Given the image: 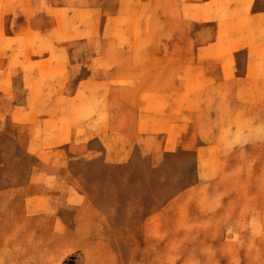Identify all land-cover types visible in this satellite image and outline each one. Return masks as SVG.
<instances>
[{
    "label": "rangeland",
    "instance_id": "1",
    "mask_svg": "<svg viewBox=\"0 0 264 264\" xmlns=\"http://www.w3.org/2000/svg\"><path fill=\"white\" fill-rule=\"evenodd\" d=\"M257 12L264 0H0V264H264V93L228 100L264 45ZM218 62L240 70L218 84ZM151 89L183 96L186 139L141 150L128 129L119 162L110 133L73 144L108 111L120 128Z\"/></svg>",
    "mask_w": 264,
    "mask_h": 264
},
{
    "label": "crops",
    "instance_id": "2",
    "mask_svg": "<svg viewBox=\"0 0 264 264\" xmlns=\"http://www.w3.org/2000/svg\"><path fill=\"white\" fill-rule=\"evenodd\" d=\"M250 22L252 26L256 29L255 33L258 31L261 23L264 22V17L262 13H253L250 17ZM263 37V35H262ZM218 70H220V77L215 79L218 84H223L226 81L225 74L230 69L235 68L240 70L239 62L231 67H225L224 62H218ZM244 74H236L233 85L236 87L235 92L228 99L230 103L238 102H254L259 98V95L264 93V45H256L255 47L249 48L247 50V58L244 65ZM208 77L210 76L207 74ZM212 76V75H211ZM217 78V77H216ZM240 85H245L243 90H240ZM144 95V97H143ZM264 96V94H262ZM144 104L142 107L138 106L134 109H128L124 113V120L122 121V126L116 128L112 122V111H108L109 120L107 123H102V126H91L93 120L88 122L85 130L79 132V127H73L71 130V141L73 144L76 141L83 140L84 137L90 142L95 140L103 139L105 134L110 133L111 136L107 138L108 147L106 146L105 157H112L114 162H119L120 158L126 157V152L128 147H126L122 142V136H124L128 129L134 131L135 138L134 141L137 146L143 150V148H148L151 151L161 144L164 152H167L170 146L179 140L183 141L186 136L193 131L194 121L189 123L191 112L185 110L180 100L183 96L179 97L177 100L174 99V92L171 90H166L160 92L157 89L147 90L142 94ZM162 104L163 110L161 113L156 111L155 106ZM172 112H176L179 116L172 117ZM94 114V113H93ZM95 118V116H93ZM83 127V126H82ZM76 128V129H75ZM75 129V130H74ZM118 145L115 146L114 144ZM116 148L119 151L110 152L109 149ZM123 149V151H121ZM79 196V194H78ZM57 198L64 204L68 205L73 203V200L79 201L77 196L70 192L69 195L60 194Z\"/></svg>",
    "mask_w": 264,
    "mask_h": 264
}]
</instances>
